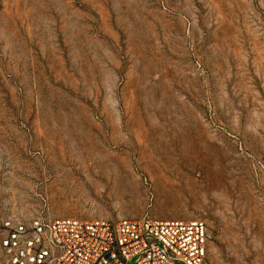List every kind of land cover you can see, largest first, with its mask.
<instances>
[{
    "label": "rangeland",
    "instance_id": "obj_1",
    "mask_svg": "<svg viewBox=\"0 0 264 264\" xmlns=\"http://www.w3.org/2000/svg\"><path fill=\"white\" fill-rule=\"evenodd\" d=\"M34 218L264 264V0H0V224Z\"/></svg>",
    "mask_w": 264,
    "mask_h": 264
},
{
    "label": "built area",
    "instance_id": "obj_2",
    "mask_svg": "<svg viewBox=\"0 0 264 264\" xmlns=\"http://www.w3.org/2000/svg\"><path fill=\"white\" fill-rule=\"evenodd\" d=\"M0 264H206L203 222H117L34 218L5 220Z\"/></svg>",
    "mask_w": 264,
    "mask_h": 264
}]
</instances>
